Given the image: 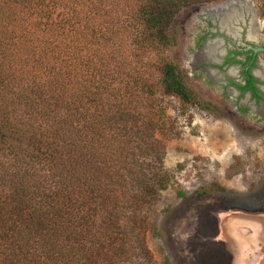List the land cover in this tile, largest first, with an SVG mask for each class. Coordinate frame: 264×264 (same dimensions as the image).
Here are the masks:
<instances>
[{"label": "trees", "instance_id": "trees-1", "mask_svg": "<svg viewBox=\"0 0 264 264\" xmlns=\"http://www.w3.org/2000/svg\"><path fill=\"white\" fill-rule=\"evenodd\" d=\"M218 1L0 0V264H155L148 213L171 176L153 101L219 115L167 56L175 17Z\"/></svg>", "mask_w": 264, "mask_h": 264}, {"label": "rangeland", "instance_id": "rangeland-1", "mask_svg": "<svg viewBox=\"0 0 264 264\" xmlns=\"http://www.w3.org/2000/svg\"><path fill=\"white\" fill-rule=\"evenodd\" d=\"M227 1L186 8L171 26L175 45L167 56L179 67L185 85L219 115L196 108L183 115L172 99L153 101L164 113L155 137L165 145L164 167L171 176L169 188L148 213L147 244L155 264L165 259L172 264H231L228 236L231 228L234 234L242 225L237 219L248 220L250 227L261 225L264 237V81L259 100L240 95L204 53L220 36L218 21L209 13ZM249 3L259 20L254 41L264 43V0ZM8 45L0 48V104L6 101L9 107ZM259 57L263 65L256 72L264 71V54ZM128 73L133 78L156 76L147 67ZM213 185L224 191L201 193Z\"/></svg>", "mask_w": 264, "mask_h": 264}, {"label": "flooded vegetation", "instance_id": "flooded-vegetation-1", "mask_svg": "<svg viewBox=\"0 0 264 264\" xmlns=\"http://www.w3.org/2000/svg\"><path fill=\"white\" fill-rule=\"evenodd\" d=\"M234 1L238 2L239 0H228L214 8L212 12L228 6ZM243 5L246 6L243 7L238 22H232L234 29H238L236 30V35L229 34L227 30L222 29L220 18L215 16L218 21V31L220 32L219 38L215 40L218 44L211 54L208 52V44L204 53L206 55L207 52L209 57L206 55V58L210 62L215 63L218 70L227 74L229 78L226 83L232 90L240 95L259 100L260 94L258 97H254L252 89L241 90V88L246 87L248 84H252L258 91H263L262 82L264 81V71H255V67L257 66L262 68L263 63L259 55L264 54V52L254 54L251 50V48H264L263 42L254 41L259 38V20L257 19L258 28L255 30L253 25H251L253 17L255 16L257 18L255 9L252 8L249 0H245ZM248 7L250 9L247 10ZM212 12L209 14L211 15ZM219 47L222 51L217 50ZM234 222L245 225L238 229L235 228L234 234L231 228L232 225L230 226L232 235L228 236V241L231 264H258L259 262L264 264V254L262 252V249L264 250V237L262 226L257 224L256 230L247 224L249 221L246 219H237ZM260 252L261 256H259Z\"/></svg>", "mask_w": 264, "mask_h": 264}, {"label": "bare ground", "instance_id": "bare-ground-1", "mask_svg": "<svg viewBox=\"0 0 264 264\" xmlns=\"http://www.w3.org/2000/svg\"><path fill=\"white\" fill-rule=\"evenodd\" d=\"M244 1L245 0H239L238 2L234 1L231 4H229L228 6H225V7H222L220 9L214 10L211 13V16L219 17L220 20H221L222 29L227 30L229 34L236 35L235 33H236V30H238V29H236V30L234 29V27L232 26V22L233 21L238 22L239 15L242 13L243 7L246 6V5H243ZM240 2H242V3H240ZM248 9H250V7H248L247 10ZM251 25H253V28L255 30H257V28H258V20H257V18L255 16L253 17ZM217 44H218V42H214V43L209 44V46H208L209 54L214 52V49L216 48ZM244 225L245 224L239 225L237 228H240V226L243 227ZM252 228L257 230L256 226L252 227Z\"/></svg>", "mask_w": 264, "mask_h": 264}, {"label": "water", "instance_id": "water-1", "mask_svg": "<svg viewBox=\"0 0 264 264\" xmlns=\"http://www.w3.org/2000/svg\"><path fill=\"white\" fill-rule=\"evenodd\" d=\"M251 50L254 52V54H257L259 52H264V48H251Z\"/></svg>", "mask_w": 264, "mask_h": 264}]
</instances>
